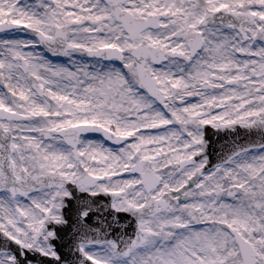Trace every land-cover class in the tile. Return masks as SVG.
<instances>
[{
	"label": "snow or ice",
	"instance_id": "snow-or-ice-1",
	"mask_svg": "<svg viewBox=\"0 0 264 264\" xmlns=\"http://www.w3.org/2000/svg\"><path fill=\"white\" fill-rule=\"evenodd\" d=\"M0 264H264V0H0Z\"/></svg>",
	"mask_w": 264,
	"mask_h": 264
}]
</instances>
